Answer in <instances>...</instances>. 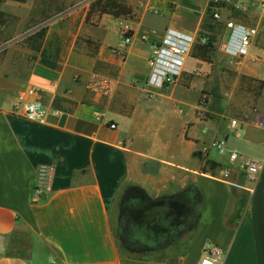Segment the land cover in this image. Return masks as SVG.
<instances>
[{
  "label": "crops",
  "instance_id": "1",
  "mask_svg": "<svg viewBox=\"0 0 264 264\" xmlns=\"http://www.w3.org/2000/svg\"><path fill=\"white\" fill-rule=\"evenodd\" d=\"M82 2L61 3L64 15L48 19L35 55L26 87L40 89L43 119L13 113L19 90L0 92V264H201L214 248V264H264V0H126L132 17L92 23L89 5L76 7ZM230 19L257 30L246 56L223 50ZM126 27L122 59L114 50ZM167 31L194 44L175 82L155 87L149 59ZM96 75L109 86L92 89ZM217 77L228 94L221 111L211 95ZM216 141L224 153L210 147ZM246 160L262 164L256 182L240 166ZM44 165L55 170L52 193L34 204ZM131 187L150 199L126 200L135 203L126 228L147 244L138 254L122 253L116 237L118 226L125 233L121 206Z\"/></svg>",
  "mask_w": 264,
  "mask_h": 264
},
{
  "label": "built area",
  "instance_id": "2",
  "mask_svg": "<svg viewBox=\"0 0 264 264\" xmlns=\"http://www.w3.org/2000/svg\"><path fill=\"white\" fill-rule=\"evenodd\" d=\"M141 8L151 10V6L142 3ZM236 9L248 11L250 6L246 4H238ZM216 20L221 19V14L218 9L214 13ZM226 27L230 31V35L224 44L223 50L226 54L240 58L249 54L254 38L257 36V30L253 27L238 23L235 20H228ZM130 29L128 27L123 30V43L121 49L114 50L122 59L125 56L124 49L130 44ZM208 39L202 38V43L207 44ZM194 44V38L178 31H167L161 40L152 45V55L149 59L150 78L149 84L155 87L163 86L166 83H174L180 76L185 60L190 53ZM257 62L261 58H255ZM98 84L106 87L109 86V81L96 75L90 83V87L95 89ZM17 101L13 106V113L23 116L29 120H42L45 115V109L40 101L41 91L36 87H26L17 92ZM238 122L232 121V126H236ZM258 125L264 131V113L258 115ZM115 128V125H111ZM236 136H239L237 133ZM213 149L225 152V143L223 141L213 142L210 146ZM240 159V154L233 151L230 154L229 160L231 163H236ZM246 170L248 178L252 182H256L260 174L262 164L257 161L246 160L240 165ZM54 167L44 165L39 167L37 172L36 182L32 191L31 200L34 204L45 202L52 193V185L54 179ZM229 173H226L228 177ZM252 191V189L250 190ZM221 251L218 248L212 249L201 261V264H214L220 261Z\"/></svg>",
  "mask_w": 264,
  "mask_h": 264
},
{
  "label": "rangeland",
  "instance_id": "3",
  "mask_svg": "<svg viewBox=\"0 0 264 264\" xmlns=\"http://www.w3.org/2000/svg\"><path fill=\"white\" fill-rule=\"evenodd\" d=\"M62 1V2H61ZM65 0H30L29 6L24 8H9L11 12L8 16V25L0 28V92L4 96H12L18 90L25 88L34 66L36 53L28 46V41L32 35L41 30L49 23V18L64 15L57 12L61 3ZM82 5H89L94 0H82ZM43 3L46 5L44 6ZM77 3L74 2L72 7ZM69 6V9L72 8ZM73 9V8H72ZM71 11V10H69ZM53 12V13H52ZM218 83V90L214 91L212 99L214 100V111H221L220 102L228 98V94L222 92L221 82L223 79L217 77L214 79ZM234 81V78L231 80ZM242 93H233V97ZM232 96V94H231ZM205 98V97H204ZM129 205V204H128ZM123 212V211H122ZM127 214V211L125 212ZM124 217V218H123ZM122 220L127 217L124 215ZM120 224V222H119ZM125 233L121 228L116 227V237L122 253L138 254L146 249L143 236L136 233V227H131V232L126 228V222H123ZM150 241V240H149ZM152 244V242H150Z\"/></svg>",
  "mask_w": 264,
  "mask_h": 264
},
{
  "label": "trees",
  "instance_id": "4",
  "mask_svg": "<svg viewBox=\"0 0 264 264\" xmlns=\"http://www.w3.org/2000/svg\"><path fill=\"white\" fill-rule=\"evenodd\" d=\"M6 1H14L16 3L26 4L30 0H1L0 7ZM70 6L72 7V5ZM132 13L133 9L127 4L126 0H94L90 3L86 21L87 23H92L96 19V17L103 15H112L115 18L132 17ZM8 18V14L0 10V28H5L8 25ZM47 28L48 27L45 26L41 30L37 31L34 35L30 37L28 41L29 48L35 53H39L42 47ZM123 194L124 203L121 206L123 213L126 212L127 199L137 197L141 199L143 198L150 200L149 196L143 190L137 187L126 188ZM122 221L125 222L124 219Z\"/></svg>",
  "mask_w": 264,
  "mask_h": 264
},
{
  "label": "flooded vegetation",
  "instance_id": "5",
  "mask_svg": "<svg viewBox=\"0 0 264 264\" xmlns=\"http://www.w3.org/2000/svg\"><path fill=\"white\" fill-rule=\"evenodd\" d=\"M134 204H135V203H129V205L126 206L127 214H129V215H130V214H131V215L133 214V215H134V212H135V208H134L135 205H134ZM124 214H125V212H124V213L122 212V215H123V216H124ZM127 214H126V215H127Z\"/></svg>",
  "mask_w": 264,
  "mask_h": 264
}]
</instances>
